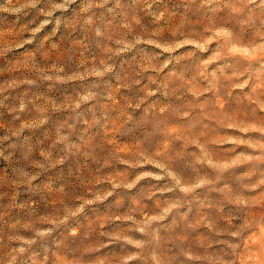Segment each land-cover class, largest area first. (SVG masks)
Masks as SVG:
<instances>
[{"label":"clouds","instance_id":"9594fccd","mask_svg":"<svg viewBox=\"0 0 264 264\" xmlns=\"http://www.w3.org/2000/svg\"><path fill=\"white\" fill-rule=\"evenodd\" d=\"M2 110L0 264H264V0H2Z\"/></svg>","mask_w":264,"mask_h":264},{"label":"rangeland","instance_id":"374dc122","mask_svg":"<svg viewBox=\"0 0 264 264\" xmlns=\"http://www.w3.org/2000/svg\"><path fill=\"white\" fill-rule=\"evenodd\" d=\"M2 2V0H0ZM3 115H0V122H3L7 124L10 120V117L8 116V113L6 110H2ZM0 134H2V129H0ZM6 170V165L3 162H0V174H3V172ZM7 186L0 187V192L7 191ZM7 199V197H5ZM49 206H51V201L49 202Z\"/></svg>","mask_w":264,"mask_h":264}]
</instances>
